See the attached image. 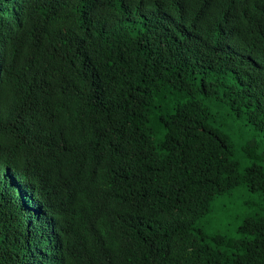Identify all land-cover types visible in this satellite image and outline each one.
Wrapping results in <instances>:
<instances>
[{
  "label": "trees",
  "instance_id": "1",
  "mask_svg": "<svg viewBox=\"0 0 264 264\" xmlns=\"http://www.w3.org/2000/svg\"><path fill=\"white\" fill-rule=\"evenodd\" d=\"M0 264H264V0H0Z\"/></svg>",
  "mask_w": 264,
  "mask_h": 264
},
{
  "label": "rangeland",
  "instance_id": "2",
  "mask_svg": "<svg viewBox=\"0 0 264 264\" xmlns=\"http://www.w3.org/2000/svg\"><path fill=\"white\" fill-rule=\"evenodd\" d=\"M241 197L234 198L232 201L225 198L222 202L223 207L219 205L218 211L213 215H207L204 219H209L206 223L208 232L219 231L232 234L235 226L246 211L245 207L240 203Z\"/></svg>",
  "mask_w": 264,
  "mask_h": 264
}]
</instances>
